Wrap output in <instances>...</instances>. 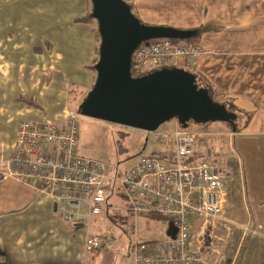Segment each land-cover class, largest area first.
<instances>
[{
  "label": "crops",
  "instance_id": "1",
  "mask_svg": "<svg viewBox=\"0 0 264 264\" xmlns=\"http://www.w3.org/2000/svg\"><path fill=\"white\" fill-rule=\"evenodd\" d=\"M59 1L71 4L69 0ZM82 1L85 7L87 0ZM191 8L188 14L181 15L179 24H156L184 29L218 26V31L200 36L198 45L205 49L202 55L180 60L213 86L215 100L228 99L250 116L239 131L233 132L238 152L232 149L231 158L227 156L222 161L229 175L222 196L221 220L213 229V243L220 251L219 264H264V169L259 168L263 162L260 155L253 152L264 149V0H198ZM14 17L19 15L10 13L1 0L0 157L8 153L21 120L43 117V99L33 81L41 74H49L52 79L63 74L75 80L92 71L95 79L91 66L98 59L100 42L99 34L89 32L87 27H69L63 31V47L56 42L48 50L37 43L39 35L34 37L29 27H19ZM89 63L90 70L83 68ZM52 88L49 93L60 98ZM19 96L34 97L38 107L26 104ZM76 98L80 100L81 96ZM7 126L10 130H4L3 135L2 129ZM246 161L253 163L248 169ZM231 166L237 169L240 188L234 184ZM249 170L253 186L249 184L247 194L245 171ZM242 193L250 198V204ZM158 224L162 231L169 227L163 222ZM88 230L93 232L89 227ZM85 236L82 222H65L49 195L13 179L0 178V264H88L95 259L84 247ZM133 247L127 264H137Z\"/></svg>",
  "mask_w": 264,
  "mask_h": 264
},
{
  "label": "built area",
  "instance_id": "2",
  "mask_svg": "<svg viewBox=\"0 0 264 264\" xmlns=\"http://www.w3.org/2000/svg\"><path fill=\"white\" fill-rule=\"evenodd\" d=\"M204 52L198 44L150 39L133 50L131 75L141 76L180 59L192 60ZM79 115L77 105L60 119L21 120L8 153L0 157V178L49 195L65 222L85 224L87 251L97 249L100 242L88 230V222L103 212L107 193L118 187L133 218L157 214L178 231L175 238L136 242L137 264H219L218 248L206 239L221 220L229 174L216 159L211 163L193 159L205 133L181 127L168 134L147 131L148 138L170 140L172 153L141 155L117 176L109 174L100 160L78 153Z\"/></svg>",
  "mask_w": 264,
  "mask_h": 264
},
{
  "label": "rangeland",
  "instance_id": "3",
  "mask_svg": "<svg viewBox=\"0 0 264 264\" xmlns=\"http://www.w3.org/2000/svg\"><path fill=\"white\" fill-rule=\"evenodd\" d=\"M69 1L70 5H68L69 2H58V0L57 3L53 0H2V2H5L6 8L10 10V13L19 15L20 21L18 17L17 19L14 17V21L20 25L19 27H29L34 37L39 35V40H36L37 43H41L44 47L46 46L48 50L52 49L53 44L56 42L60 43V48L63 47L64 29L69 27L71 29H75V27H87L89 29L85 23L74 21L75 18L84 15L89 10V1L85 4V7L82 5V0ZM127 1L132 3L134 11L143 21L154 22L152 24L158 22L179 24L181 23L179 21L181 15L188 14L193 9L191 7L194 3L198 2V0ZM2 7L4 8L3 4ZM3 22L0 19V23ZM92 23V25H95V22ZM0 27H2L1 24ZM6 27L13 26L8 25ZM188 40L189 38H185L184 40L178 39L179 42H186ZM182 62V60H178L174 64L185 70H190L191 65L188 66ZM90 65L91 63L83 66V68L90 70ZM51 79L49 74H41L39 79L33 81V87L37 88L36 92H39L40 97L43 99L41 102L44 109L40 111L43 115L41 118L46 119H60L64 116L65 112L75 108L76 105H71L68 101V86L70 83L75 86L76 92L82 97L95 81L93 71L92 73L88 72L86 75L82 74L75 80L63 74L62 76L61 74L59 76L56 74V79ZM51 88L55 90L56 95L60 98L51 95V92L49 93L48 89L51 90ZM240 116L244 121L246 118L244 114L240 112ZM77 120L78 153L103 162L109 174L120 176L141 155L157 156L160 153L168 154L169 151H172V142L170 140L161 143L150 137L143 148L146 132L138 128L84 115H79ZM5 123L8 124V122ZM3 128V135L4 130H10L8 126ZM177 128H180V124L176 117H172L158 125L156 130L160 133L168 134ZM186 128L205 133L198 142V155L202 157L200 159L205 158L210 163L216 159L217 162L223 163L222 161L227 156L231 158L232 149L238 152L233 142L234 133L231 131L232 129L230 130L231 125L227 122L209 121L197 123L189 120ZM259 148H261V145H259ZM261 150L262 148L259 151H253L259 154L260 159L263 161L259 165L260 170L264 169V149L263 151ZM241 159H244L243 156H241ZM251 164L253 163L246 161L245 167L248 169ZM230 171L234 184L237 185L239 178L236 167L231 166ZM250 174V170L248 173L245 171L247 194L251 182ZM250 185V187L253 186L252 184ZM237 186L240 188L239 185ZM242 195L243 199H246L250 204V198L248 199L246 193V197H244V193ZM159 222H163L167 226L169 225V227L162 231L160 229L161 224H158ZM88 227L100 238L99 248L88 251L92 259H95L94 261L90 259L88 264H124L125 262L127 264L128 259L132 255V247L136 242L148 243L166 240L175 238L178 234L177 228L172 226L171 222L167 219L158 220L147 216L133 218L118 187H115L112 194H107V212L105 208L101 214L92 216L88 222ZM210 233L211 235L207 237L206 243L210 244L212 242L213 247L218 248L217 243H213V240L216 239L213 230Z\"/></svg>",
  "mask_w": 264,
  "mask_h": 264
},
{
  "label": "water",
  "instance_id": "4",
  "mask_svg": "<svg viewBox=\"0 0 264 264\" xmlns=\"http://www.w3.org/2000/svg\"><path fill=\"white\" fill-rule=\"evenodd\" d=\"M100 42L94 64L93 86L78 104L81 115L141 129L155 130L176 117L182 128L188 121H223L235 130L236 115L214 101L196 84L193 72L182 67H162L132 76L131 54L150 39H185L190 32L163 24L145 23L124 0H90ZM148 140L146 135L144 145Z\"/></svg>",
  "mask_w": 264,
  "mask_h": 264
},
{
  "label": "trees",
  "instance_id": "5",
  "mask_svg": "<svg viewBox=\"0 0 264 264\" xmlns=\"http://www.w3.org/2000/svg\"><path fill=\"white\" fill-rule=\"evenodd\" d=\"M87 1H89V3H90L89 10L84 15L75 18L74 21L75 22H83V23H85L88 26L89 30H91V31L96 32L97 34H99L98 33V27H97V21L91 15V11H92L91 1L90 0H87ZM124 1H126L129 4L131 12L136 17H138L137 13L134 11V7H133L132 3H130L127 0H124ZM92 22H95V25H92L93 24ZM219 29L220 28L218 26H211V25H198L196 27L188 28L187 30H189L190 35L187 38H189V40L186 41V42H183V43L198 44V40H199L200 36L204 32H207V31H218ZM172 40L175 41V42H179L178 39H172ZM91 67H92L93 70H95L94 64ZM167 67H180V66H177L176 64H169V65H167ZM188 71H190V70H188ZM192 72L195 75L196 84L198 86H200V87H205L207 89L208 94L211 97V99L214 100V101H217V100H215V91H214L213 86L202 75H200L199 73L194 72V71H192ZM68 88H69V92H68L69 93V99H68L69 103L71 105H78L82 101V99L85 97L86 94H84L80 98V100H77L76 97H77L78 93L76 92L75 86L72 83H70L69 86H68ZM19 99L21 101L25 102L26 104L33 105V106L38 107V104H37V102H36V100H35L34 97H23V96H19ZM218 102L221 103V104H223L228 111H230V112H232V113H234L236 115V118L234 120L235 130L233 132L239 131L242 128V126H244V124L247 122V120H248V118L250 116L249 115H245V113L241 112L246 117L244 121H241L240 120L241 119L240 111L238 109H236L235 106L228 101V99L227 100L218 101ZM240 123H242V124H240ZM180 127H181V125H180ZM230 130H231V128H230ZM172 151H173V148H172ZM172 151H169L168 154H171ZM165 154L166 153H160L159 155H157V157H162ZM153 156H155V155H153ZM200 158H202V157H200L198 155V149H197V151L195 152V155H194V158L193 159H197L198 160ZM112 193L109 192V195L112 194ZM126 205H127V203H126ZM105 208H106V212H107V195H106V203H105L104 209ZM147 217H150V218H153V219H158V220L159 219H166L163 216H160V215H157V214H149V215H147ZM99 246H100V242H99ZM99 246H98V248H99ZM94 250H96V249H94Z\"/></svg>",
  "mask_w": 264,
  "mask_h": 264
}]
</instances>
